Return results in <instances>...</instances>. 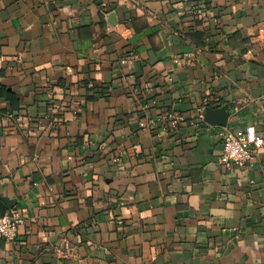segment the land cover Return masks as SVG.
Masks as SVG:
<instances>
[{
  "label": "crops",
  "instance_id": "obj_1",
  "mask_svg": "<svg viewBox=\"0 0 264 264\" xmlns=\"http://www.w3.org/2000/svg\"><path fill=\"white\" fill-rule=\"evenodd\" d=\"M104 1L0 0V264H264V0Z\"/></svg>",
  "mask_w": 264,
  "mask_h": 264
},
{
  "label": "built area",
  "instance_id": "obj_2",
  "mask_svg": "<svg viewBox=\"0 0 264 264\" xmlns=\"http://www.w3.org/2000/svg\"><path fill=\"white\" fill-rule=\"evenodd\" d=\"M103 11H108L109 1L105 0L102 4ZM193 53H187L185 55H177L173 58V61L177 65L185 66L191 63L193 60ZM130 57L123 59V62L129 61ZM92 85V84H91ZM163 118L169 123V126L175 128L179 122L183 119V116L178 113H167L163 115ZM199 120H204L205 114L203 108L198 110ZM143 126L149 125V122L142 121ZM223 138V154L221 161L228 167H240L245 168L251 165L255 154L259 148L264 145V136L255 135L251 140L247 135L241 133L236 134L228 129H224L222 132ZM112 161L120 162L121 156L112 157ZM26 219L18 208H11L5 215H0V236L4 237L8 241H12L17 238L21 225L25 223ZM122 223V219L118 220ZM67 252L71 251L70 247H67Z\"/></svg>",
  "mask_w": 264,
  "mask_h": 264
},
{
  "label": "water",
  "instance_id": "obj_3",
  "mask_svg": "<svg viewBox=\"0 0 264 264\" xmlns=\"http://www.w3.org/2000/svg\"><path fill=\"white\" fill-rule=\"evenodd\" d=\"M205 119L213 124H222V125H227L228 122V114L226 111V108H211L207 107L206 113H205ZM2 215H5L2 214Z\"/></svg>",
  "mask_w": 264,
  "mask_h": 264
},
{
  "label": "trees",
  "instance_id": "obj_4",
  "mask_svg": "<svg viewBox=\"0 0 264 264\" xmlns=\"http://www.w3.org/2000/svg\"><path fill=\"white\" fill-rule=\"evenodd\" d=\"M4 75V71H0V76ZM0 98L6 99L11 103L12 110H16L19 106L18 94L5 84L0 83Z\"/></svg>",
  "mask_w": 264,
  "mask_h": 264
}]
</instances>
